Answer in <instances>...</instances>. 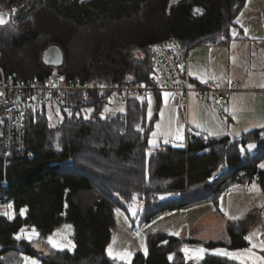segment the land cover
<instances>
[{
    "label": "trees",
    "instance_id": "16d2710c",
    "mask_svg": "<svg viewBox=\"0 0 264 264\" xmlns=\"http://www.w3.org/2000/svg\"><path fill=\"white\" fill-rule=\"evenodd\" d=\"M246 2L181 0L170 8V0H0L11 12L0 14V64L17 82L63 72L108 85L149 84L156 45L174 39L190 51L229 44ZM51 45L61 48L62 65L43 62ZM161 94H155L158 104ZM149 99L132 96L125 123L119 101L93 94L84 103L82 92L71 91L50 99L30 122L31 155L5 159L0 146V208H6L0 212V264H19L24 255L44 264H123L108 255L115 206L138 197L150 222L208 201L237 176L264 187V126L223 137L189 132L181 143L151 146L158 111L149 117ZM222 216L227 242L153 232L148 251H138L130 264H240L213 253L196 262L182 251L185 242L248 246L244 222ZM66 223L72 249L44 252L23 236L36 228L38 241L47 244Z\"/></svg>",
    "mask_w": 264,
    "mask_h": 264
},
{
    "label": "rangeland",
    "instance_id": "374dc122",
    "mask_svg": "<svg viewBox=\"0 0 264 264\" xmlns=\"http://www.w3.org/2000/svg\"><path fill=\"white\" fill-rule=\"evenodd\" d=\"M237 21L239 27L233 29L235 34L232 31V35L235 39L246 37V40L243 42L238 40L240 42L234 43L228 49L227 46H223V51L212 54L211 62L216 72L215 76L222 82L228 76L243 80L245 88L262 86L264 85V0H247ZM189 56L191 64L190 53ZM150 96L152 97L153 94ZM154 105L151 104L149 117L152 118L158 111V119L150 136V141L155 143L150 145L156 146L161 141L163 143L171 141L175 144L183 142L185 137L178 132V129L173 128L175 124L173 114L168 116V113L162 109L161 101L155 105V108ZM54 115L61 119L64 117L60 108H55ZM178 196L173 194L170 197ZM5 210V207L0 208V212ZM145 215L144 203L138 197L125 207L115 206L116 222L112 240L108 246L110 258L123 264H130L138 251L145 253L148 251L149 235L159 231L169 232L186 239L227 242L229 236L225 218L222 216L224 215L228 219L238 217L233 220L244 222L248 246L232 249L224 243L214 247L198 242H185L182 247L185 256L197 262L208 253L217 254L219 251L221 254L217 255L226 256L240 264H264V259H259L264 257V187L257 181L250 183L237 176L229 179L224 188L206 202L187 209L163 213L150 222L146 221ZM38 234L36 228L23 231V236L31 239L34 246L44 252H48L53 244L59 246L53 247L54 249L74 247L71 226L68 223L51 234L47 244L38 241ZM201 249L204 251L201 252ZM223 253H232L234 256ZM32 260L37 261L38 264H44L38 258L29 255H24L19 264H32Z\"/></svg>",
    "mask_w": 264,
    "mask_h": 264
},
{
    "label": "built area",
    "instance_id": "2783aa9c",
    "mask_svg": "<svg viewBox=\"0 0 264 264\" xmlns=\"http://www.w3.org/2000/svg\"><path fill=\"white\" fill-rule=\"evenodd\" d=\"M0 4V14H10ZM155 73L149 84L125 81L121 84L108 85L102 79H68L63 72H54L44 78L35 77L26 82H17L8 75L0 64V146L5 159L15 155H31L27 147V129L31 121H37L42 108L50 99L64 96L68 92H82L87 103L91 95L96 94L110 102L119 101L123 105L122 121L127 123L132 96L140 95L147 99L151 94L178 93L184 105L192 97L197 100L213 98L221 105L231 108L235 91L246 88L239 80L227 82L213 81L197 84L190 75L189 51L181 44L169 39L156 45L151 58Z\"/></svg>",
    "mask_w": 264,
    "mask_h": 264
},
{
    "label": "crops",
    "instance_id": "0c3cea01",
    "mask_svg": "<svg viewBox=\"0 0 264 264\" xmlns=\"http://www.w3.org/2000/svg\"><path fill=\"white\" fill-rule=\"evenodd\" d=\"M238 40L243 42L246 37L233 38L229 44L225 45L201 46L190 50L192 80L197 84L220 81L216 78V72L212 66V54L223 51V46L230 48L234 43L240 42ZM233 79L235 78L228 76L223 82ZM239 81L244 83L243 80L239 79ZM160 101L163 102L162 109L168 113V116L173 114L175 122L173 128L178 129L185 138L189 132L223 137L238 135L243 131L264 126V87L262 86H247L245 90L235 91L230 110L227 105H221L213 98L197 100L192 97L189 103L184 105L180 95L174 92H163ZM149 102L150 108L151 104H157L155 94L150 96Z\"/></svg>",
    "mask_w": 264,
    "mask_h": 264
},
{
    "label": "water",
    "instance_id": "95a60500",
    "mask_svg": "<svg viewBox=\"0 0 264 264\" xmlns=\"http://www.w3.org/2000/svg\"><path fill=\"white\" fill-rule=\"evenodd\" d=\"M181 0H170L169 7L171 8L176 2ZM64 56L61 48L58 45L49 46L43 53V62L54 66L62 65Z\"/></svg>",
    "mask_w": 264,
    "mask_h": 264
},
{
    "label": "snow or ice",
    "instance_id": "6c2138e0",
    "mask_svg": "<svg viewBox=\"0 0 264 264\" xmlns=\"http://www.w3.org/2000/svg\"><path fill=\"white\" fill-rule=\"evenodd\" d=\"M13 11H15V10H13ZM199 11V10H198ZM3 23H5V21L2 19V18H0V24H3ZM233 32H234V34H235V30H233ZM221 39H224V37H221ZM262 87H264V85H262ZM71 115V114H70ZM78 115V114H77ZM157 127H159V125H157ZM155 135V134H154ZM150 143H155V141H150ZM255 147V145H248V148L249 149H251V148H254ZM242 151H243V149H241ZM261 167L262 168H264V164H262L261 165ZM118 211V210H117ZM232 219H238V217H231ZM17 238H20L19 236L17 237ZM50 243H51V239H50V241H49ZM53 247H59L58 245H55V244H53ZM185 251H187V250H185ZM201 252H203L204 250L203 249H201L200 250ZM109 253L111 254V250H109ZM217 254H221L219 251H217ZM223 254H225V255H230V256H234V254H232V253H223ZM170 259H171V257H169ZM259 259H264V257H261V258H259ZM32 264H38V262L37 261H35V260H32Z\"/></svg>",
    "mask_w": 264,
    "mask_h": 264
}]
</instances>
